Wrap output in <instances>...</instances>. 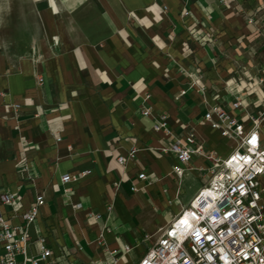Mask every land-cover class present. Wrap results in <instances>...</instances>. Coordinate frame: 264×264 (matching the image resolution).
Wrapping results in <instances>:
<instances>
[{
    "label": "crops",
    "instance_id": "obj_1",
    "mask_svg": "<svg viewBox=\"0 0 264 264\" xmlns=\"http://www.w3.org/2000/svg\"><path fill=\"white\" fill-rule=\"evenodd\" d=\"M61 2L57 34L45 7L44 36L31 50L0 53V195L15 194L21 214L43 194L28 234L45 238L63 264H101L113 251L117 264H135L202 186L206 154L232 151L233 141L205 121L207 110L232 112L239 98L250 112L264 110L256 78L264 29L247 20L257 6L264 18V0H233L240 10L220 0ZM159 115L171 135L153 129ZM188 131L203 152L179 177L176 157L160 148ZM133 146L135 161L119 164ZM63 174L72 180L63 184ZM185 188L194 194L188 204ZM0 213L19 223L9 206Z\"/></svg>",
    "mask_w": 264,
    "mask_h": 264
},
{
    "label": "built area",
    "instance_id": "obj_2",
    "mask_svg": "<svg viewBox=\"0 0 264 264\" xmlns=\"http://www.w3.org/2000/svg\"><path fill=\"white\" fill-rule=\"evenodd\" d=\"M220 1L226 9L240 10L239 6H233V0ZM262 11V6H257L248 13V23L257 26V30L264 29ZM184 14L188 15V11ZM58 44L56 39L50 42V47ZM256 78L264 88V71ZM142 114L147 115L148 110L144 109ZM204 119L224 138L233 141L232 151L225 158L215 152L206 154L209 167L203 173L202 186L135 264H264V186L260 183L264 177L261 127L264 110L260 114L250 112L239 98L232 102V112L213 105ZM153 129L172 134L166 115L156 117ZM162 142L160 152L176 157L174 173L179 177L193 155L203 152L196 134L190 131L184 139L179 137L173 142L163 139ZM136 152L133 146L125 157L117 158L118 163L135 161ZM28 177L34 179L35 175L29 172ZM137 178L145 180L147 176L139 171ZM71 180L68 174L60 177L63 184ZM43 203V194L37 193L30 208L16 214L20 208L18 197L8 191L0 195V204L9 206L19 218L18 224H12L0 213V264H63L45 238L32 239L28 234V227L36 221ZM31 245L35 246L34 254L29 253ZM129 250L126 247L124 253ZM61 255L65 256L63 250ZM108 255L101 264H117V252Z\"/></svg>",
    "mask_w": 264,
    "mask_h": 264
},
{
    "label": "rangeland",
    "instance_id": "obj_3",
    "mask_svg": "<svg viewBox=\"0 0 264 264\" xmlns=\"http://www.w3.org/2000/svg\"><path fill=\"white\" fill-rule=\"evenodd\" d=\"M60 6L61 0H0V53L18 55L31 50L35 39L44 36L42 8L47 7L52 15L53 27H56L53 28L54 33L59 26L63 28L65 21ZM260 183L264 186V177L260 179ZM191 185L193 189L198 188L199 179ZM190 193L185 188L183 201L187 204L194 195ZM128 259L127 257V261Z\"/></svg>",
    "mask_w": 264,
    "mask_h": 264
},
{
    "label": "bare ground",
    "instance_id": "obj_4",
    "mask_svg": "<svg viewBox=\"0 0 264 264\" xmlns=\"http://www.w3.org/2000/svg\"><path fill=\"white\" fill-rule=\"evenodd\" d=\"M64 7L65 8V6H64V4L61 2V6L60 7ZM107 6V5H106ZM66 9V8H65ZM61 10V9H60ZM65 13V12H64ZM62 17H63V19H64V16H63V13H62Z\"/></svg>",
    "mask_w": 264,
    "mask_h": 264
}]
</instances>
